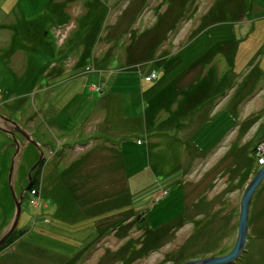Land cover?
Returning <instances> with one entry per match:
<instances>
[{"label":"rangeland","instance_id":"374dc122","mask_svg":"<svg viewBox=\"0 0 264 264\" xmlns=\"http://www.w3.org/2000/svg\"><path fill=\"white\" fill-rule=\"evenodd\" d=\"M15 34L32 50L0 51V113L39 147L0 130V240L19 216L10 181L27 189L0 264L229 254L264 167V0H0V44ZM245 251L235 264H264V181Z\"/></svg>","mask_w":264,"mask_h":264},{"label":"water","instance_id":"95a60500","mask_svg":"<svg viewBox=\"0 0 264 264\" xmlns=\"http://www.w3.org/2000/svg\"><path fill=\"white\" fill-rule=\"evenodd\" d=\"M6 120L7 122H11L12 120L9 119L8 117L0 114V121L1 120ZM11 123L17 125V128L11 129L9 130L5 125H3L0 122V130L11 135V137L13 138V141H15V146L17 147V149L20 147V142L19 140L15 137L14 135V131H18L26 140L25 144L26 146L28 144H32L35 145V147H39L38 143L36 140L33 139V137L28 134L26 131H24L17 123H15L14 121H12ZM19 150V149H18ZM19 152V151H18ZM40 159L39 162L35 165V167H33V169L30 171V176H32V172L35 170V168L38 166V164L40 162L43 161L44 159V153L41 151L40 153ZM22 156V155H21ZM16 159V158H15ZM15 159L13 160L12 163V168L10 171V180H13V171L15 168ZM21 159V157H20ZM30 179L32 180V177H30ZM264 181V167L263 169H261L256 176L254 177L253 181L249 184V186L247 187L244 196L242 198L241 201V209H240V219H239V231H238V239H237V243L234 247V249L227 255L224 256H212V257H207L204 259H199V260H194V261H190L186 264H233L235 263L240 257L241 255L244 253L245 248H246V244H247V239H248V235H249V218H250V210H251V205H252V201L254 199V196L257 192V190L259 189V187L261 186V183H263ZM13 182L10 181V187L12 189V193L14 196L15 201H17V213L19 214L18 219L21 216V207H22V201L24 198V193L27 191L24 190L23 193L21 194V196L18 198L15 194H14V185H12ZM15 222L14 227L12 228V230L9 231V233L7 234V236H5L2 240H0V247L2 245H4L8 238L14 233V231L16 230V225L18 223V220Z\"/></svg>","mask_w":264,"mask_h":264},{"label":"crops","instance_id":"0c3cea01","mask_svg":"<svg viewBox=\"0 0 264 264\" xmlns=\"http://www.w3.org/2000/svg\"><path fill=\"white\" fill-rule=\"evenodd\" d=\"M31 44L29 43V45H27V47H26V45H16L15 43H13L12 42V40L11 41H9V43L7 44V45H5V44H0V51H1V58H9V56H11V55H13L14 53H16L17 51H19V52H23L24 54L23 55H25V52L26 51H30V50H32V48H31ZM15 47V48H14ZM24 50V51H23ZM6 62H7V60H6ZM135 66V65H134ZM136 67H138V66H136ZM128 90V88H126L125 89V91H127ZM162 106V104L161 105H158L157 106V108L158 109H160V107ZM201 106H203L202 104H200V107H199V109L200 110H204V108H202ZM157 109V110H158ZM198 109V110H199ZM159 112H161V111H159ZM120 115V117L121 116H123L122 114H119ZM115 117V115H113V116H111L110 117V119L112 120L113 118ZM148 120H150V119H148V112L146 111L145 113H144V122H146L147 123V121ZM147 125V124H146ZM145 125V126H146ZM144 129V128H143ZM140 130H142V129H140ZM145 131H147L148 129H147V127L144 129ZM116 131V130H115ZM145 131H143L144 133H145ZM116 132H118V133H116L117 135H112L111 137H119V139H120V137L122 136V135H126L127 133H130V132H133V130L132 129H130V130H122V131H116ZM138 132H141V131H138ZM113 133H115V132H113ZM115 144V143H114ZM134 143H130L129 145H133ZM137 144L138 145H142V143L140 144L139 143V141L137 142ZM124 147H125V145H124ZM123 149V148H122ZM122 149H120L121 151H122ZM123 154V153H122ZM81 173V172H80ZM136 173H134V174H132L130 177H132L133 175H135ZM139 227H137V229H138ZM256 245L258 244L257 242H254ZM250 248H251V246H250ZM249 248V249H250Z\"/></svg>","mask_w":264,"mask_h":264},{"label":"trees","instance_id":"16d2710c","mask_svg":"<svg viewBox=\"0 0 264 264\" xmlns=\"http://www.w3.org/2000/svg\"><path fill=\"white\" fill-rule=\"evenodd\" d=\"M215 33H219V31H217V32H215ZM224 33H226V31L224 32ZM15 36H16V39H15V44H17L18 42H19V36H17L16 34H15ZM150 37H152V36H150ZM150 37H148V38H150ZM206 39H208V38H206ZM143 45V44H142ZM145 45V44H144ZM145 46H147V45H145ZM213 46V45H212ZM207 48H208V46H206ZM147 50V49H146ZM187 50V49H186ZM186 50H184V51H186ZM203 50H204V48H203ZM152 62V61H151ZM153 65H155V63H152ZM152 65V68L150 69V74L153 72L154 74H155V79H157V78H159L160 77V75H159V73L155 70V68H154V66ZM179 67L180 66H176L173 70H172V72L173 71H175V70H178L179 69ZM135 68H137L136 66H135ZM162 69H164V67L162 68ZM166 72H168V70H166ZM182 74H183V71L181 70L178 74H177V76H176V78L174 79V80H172V82L174 81L175 83H177V82H180L181 80H180V78H181V76H182ZM168 76V74H166L164 77H162V79H159L158 81H157V83H156V85L152 88V85H151V83H154L155 82V80H151V83H149L148 82V84H149V86H150V91H151V89H152V91H156V87H158L159 85H160V83H162V88H163V90L165 91L171 84H172V82H170L169 83V81H168V79H167V81H166V78L165 77H167ZM165 80V81H164ZM180 80V81H179ZM157 98H158V96H157ZM204 100V99H203ZM18 106V105H17ZM130 142L131 141H129V144H130ZM140 143V142H139ZM141 144V143H140ZM248 165H249V162H248ZM36 183V182H35ZM129 218H131V217H127V219H125L124 220V223L122 224V226L121 227H116V228H112V229H110L109 230V232H112L113 231V233H115V234H117L118 233V231H119V229H121L123 226H125V223L129 220ZM140 220V219H139ZM145 221V218L143 219V222ZM142 222V223H143ZM145 223V222H144ZM144 223L142 224V225H144ZM138 226V225H137ZM108 232V233H109ZM246 252V251H245ZM244 254V253H243ZM243 254L241 255V257L239 258V259H243ZM238 259V260H239ZM237 260V261H238ZM236 261V262H237ZM235 262V263H236ZM234 263V264H235Z\"/></svg>","mask_w":264,"mask_h":264},{"label":"flooded vegetation","instance_id":"af4514ba","mask_svg":"<svg viewBox=\"0 0 264 264\" xmlns=\"http://www.w3.org/2000/svg\"><path fill=\"white\" fill-rule=\"evenodd\" d=\"M17 107V106H16ZM1 108V107H0ZM0 111H6L5 109H0ZM9 111H14V109H12V110H9ZM3 113V112H2ZM3 114H5V113H3ZM2 114V115H3ZM6 117H8L9 119H11L12 121H14L15 123H17L19 126H21V127H23L24 129H26L27 130V132L28 133H31V131H30V129L29 128H27L26 126L24 127V124H22V123H19V121L17 120V119H15V118H13V117H9V115H7ZM11 121V122H12ZM3 125H5L9 130H11V129H14V128H17V125H15V124H13V123H11V122H7L6 120H1L0 121ZM22 124V125H21ZM14 135H15V137L17 138V136H19V138L21 139V140H23V142H25L26 140H25V138L19 133V132H16V131H14ZM11 137V136H10ZM22 137V138H21ZM19 142H20V140H19ZM38 168H39V165L35 168V170H38ZM32 174H33V172H32Z\"/></svg>","mask_w":264,"mask_h":264},{"label":"built area","instance_id":"2783aa9c","mask_svg":"<svg viewBox=\"0 0 264 264\" xmlns=\"http://www.w3.org/2000/svg\"><path fill=\"white\" fill-rule=\"evenodd\" d=\"M154 77H155V75H154ZM261 157H262V156H261ZM261 160H262L261 162H264V157H263V158H261Z\"/></svg>","mask_w":264,"mask_h":264},{"label":"bare ground","instance_id":"6f19581e","mask_svg":"<svg viewBox=\"0 0 264 264\" xmlns=\"http://www.w3.org/2000/svg\"><path fill=\"white\" fill-rule=\"evenodd\" d=\"M203 103H204V102L202 101V105H203ZM0 114H1V113H0Z\"/></svg>","mask_w":264,"mask_h":264}]
</instances>
